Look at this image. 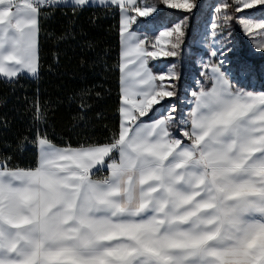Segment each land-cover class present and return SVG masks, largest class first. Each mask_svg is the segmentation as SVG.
I'll list each match as a JSON object with an SVG mask.
<instances>
[{
	"label": "snow or ice",
	"instance_id": "1",
	"mask_svg": "<svg viewBox=\"0 0 264 264\" xmlns=\"http://www.w3.org/2000/svg\"><path fill=\"white\" fill-rule=\"evenodd\" d=\"M161 4L183 19L153 36L132 30ZM257 5L264 0L216 7L205 36L214 59L196 61L203 82L178 103L176 66L157 74L148 65L179 56L196 0H0V74L10 83L38 75L43 9L115 6L121 15L119 128L77 147L38 133L27 169L0 157V264H264V91L243 86L264 81V68L225 70L223 37L233 20L249 34L264 29V18L243 15Z\"/></svg>",
	"mask_w": 264,
	"mask_h": 264
},
{
	"label": "trees",
	"instance_id": "2",
	"mask_svg": "<svg viewBox=\"0 0 264 264\" xmlns=\"http://www.w3.org/2000/svg\"><path fill=\"white\" fill-rule=\"evenodd\" d=\"M120 21L115 6L75 14L71 7L42 10L38 76L20 75L11 83L0 77V157L10 156L14 167H35L38 133L59 147L108 142L120 124ZM149 66L157 72L150 61ZM186 83L183 71L179 98Z\"/></svg>",
	"mask_w": 264,
	"mask_h": 264
},
{
	"label": "rangeland",
	"instance_id": "3",
	"mask_svg": "<svg viewBox=\"0 0 264 264\" xmlns=\"http://www.w3.org/2000/svg\"><path fill=\"white\" fill-rule=\"evenodd\" d=\"M147 2L154 3L155 0H147ZM228 2L232 3V0H228ZM196 3L199 7L193 10L191 16L193 25L189 26L179 56H160L156 60H149L157 68V72H155L157 74L166 72L172 65L176 66V71L180 74V77L181 73L186 71L187 83L185 84L181 98H179L180 100L178 99L177 101L178 103L190 98L186 94V90H195L197 88L195 81L200 80L198 76H201L200 73L202 69L196 61L201 59L204 61L214 59L206 54L205 36L210 35L212 31L211 24L217 16L216 7L222 3V0H196ZM160 8L159 15L156 16L154 21L150 20L145 23L147 18L140 17V22L133 24L132 30L138 33H146L148 36H153L160 28L171 27L178 20L183 19L179 18L176 14L177 12H182L180 9H171L163 4H161ZM197 10H202L203 13L195 18L194 14ZM235 15L239 18L241 13H235ZM243 15L245 18L253 19L255 22H262V18H264V5L254 6L253 9H244ZM191 33L193 34L192 37ZM223 37L227 38L224 39V44L227 48L232 49L231 52H227L230 63H225V70L234 68L240 62H247L257 69L264 68V49L257 47V45L264 40V29L254 30L249 34L243 30L237 20H233L225 27ZM227 48H225V51H227ZM159 50L163 51L166 50V48L161 45L159 46ZM251 60L257 61L259 65L252 64ZM182 65H184L185 68L182 67ZM129 67L132 68L134 66L129 65ZM180 67H182V69H180ZM151 70L153 71L152 68ZM243 86L249 91H264V81H261L257 77H252L244 81ZM187 110V108L184 109L185 112H187Z\"/></svg>",
	"mask_w": 264,
	"mask_h": 264
},
{
	"label": "crops",
	"instance_id": "4",
	"mask_svg": "<svg viewBox=\"0 0 264 264\" xmlns=\"http://www.w3.org/2000/svg\"><path fill=\"white\" fill-rule=\"evenodd\" d=\"M16 2L20 3L22 5L24 3V0H16ZM6 63L11 64L12 62H6ZM38 74H39V43H38ZM24 75H27L28 77H31V78H36L38 76L37 75L36 77H32V76H30L28 74H24ZM0 77H2V74H0ZM57 147H59V146H57ZM100 176H101V173H98L97 174V178H99Z\"/></svg>",
	"mask_w": 264,
	"mask_h": 264
},
{
	"label": "built area",
	"instance_id": "5",
	"mask_svg": "<svg viewBox=\"0 0 264 264\" xmlns=\"http://www.w3.org/2000/svg\"><path fill=\"white\" fill-rule=\"evenodd\" d=\"M103 175H107V172L105 171V172H102L101 173V176H103Z\"/></svg>",
	"mask_w": 264,
	"mask_h": 264
}]
</instances>
